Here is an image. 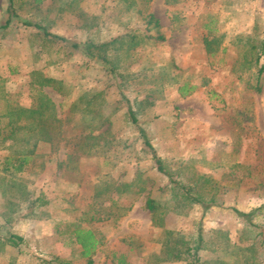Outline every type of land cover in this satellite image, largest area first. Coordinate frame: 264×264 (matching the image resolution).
<instances>
[{"label":"rangeland","instance_id":"1","mask_svg":"<svg viewBox=\"0 0 264 264\" xmlns=\"http://www.w3.org/2000/svg\"><path fill=\"white\" fill-rule=\"evenodd\" d=\"M66 1L18 11L66 41L15 19L0 31V264H86L77 242L82 230L97 242L93 264H120L122 257L126 264H186L160 261L168 239L173 243L166 232L189 239L197 223L238 244L244 224L234 210L264 206V71L255 90L263 60L247 61L251 44L264 40V0H76L73 11ZM7 3L0 0V24ZM148 14L163 39L136 48L121 76L106 74L71 47L138 33ZM209 32L221 37L213 56L202 45ZM45 79L60 82V89ZM184 83L195 89L181 97ZM38 91L55 106L61 135L52 144L37 143L25 172L5 173L3 160L16 148L6 139L9 109L34 106ZM96 106L99 119L83 116L84 108ZM131 117L151 149L136 139ZM157 159L194 180L204 176L198 186L205 198L186 215L168 213L159 227L145 209L147 197L169 198ZM40 195L48 205L28 217V202ZM255 222L264 229V209ZM10 234L21 244L6 243ZM252 244L264 264L258 240ZM211 256L201 254L202 260Z\"/></svg>","mask_w":264,"mask_h":264},{"label":"trees","instance_id":"2","mask_svg":"<svg viewBox=\"0 0 264 264\" xmlns=\"http://www.w3.org/2000/svg\"><path fill=\"white\" fill-rule=\"evenodd\" d=\"M47 0H8L5 10L6 19L0 24V31L9 27L12 20H17L26 26H30L39 31L44 37L50 39H57L60 41H66L61 37L51 34L46 26L42 22L37 21H25L22 20L18 11L20 7H32L35 9L41 7ZM129 1V0H125ZM133 2V0H130ZM166 4H169L165 0ZM64 8L68 11H73L77 8L76 0H67ZM94 19V18H93ZM145 27L138 33L131 31L118 35L114 38L105 41L95 42L92 39H87L83 44L72 43L71 47L75 51H79L82 55L90 58L95 63L104 68L106 74L121 76L120 69L124 64V61L131 58L132 52L143 45L146 41L155 39L161 41L163 38L159 34V26L157 20L153 15L148 14L145 20ZM210 37H204L202 39V45L207 54L210 56L215 55L220 51L221 37L212 35ZM250 42V41H248ZM88 49H95L97 54L88 53ZM249 60L248 63L257 65L259 60L262 59L263 63L256 72V86L255 90L260 92L259 80L261 79L264 71V40L258 44L253 43L249 47ZM44 85L57 86L60 82L52 79H45ZM57 88V87H56ZM57 89H60L59 87ZM195 87L189 83H184L178 88V93L181 97L190 95L194 91ZM90 104H88V107ZM8 117L10 118L9 125L10 134L6 139H10L16 145V148L3 160L2 170L5 173L18 175L25 172L29 167L32 156L34 155L35 147L38 142L43 141L47 143H54L59 139L61 128L59 126L60 120L57 118V111L55 106L47 99L40 91L37 92L34 98V106L25 108H13L9 109ZM49 112V117L45 114ZM81 114L84 113V117L94 114L93 119L97 117L99 119L100 110L98 106L91 108H84L82 113V107L80 108ZM24 120L25 123L20 125L19 122ZM131 122L135 125L137 130V140L146 148L151 149L145 130L137 124V120L131 117ZM49 122V123H48ZM104 124V123H103ZM95 128L98 129V126ZM94 128V129H95ZM93 130L89 131L90 135ZM20 145L25 147L19 148ZM81 145L79 146V149ZM18 148V149H17ZM16 149V150H15ZM155 170L163 178H165V186L161 189L163 193H168V200L157 201L154 198L147 197L145 199V209L151 214V222L154 226H161L164 217L168 213L176 215H186L188 211L194 206H201L205 202L203 197V189L198 186L200 178L204 176H197L196 180L193 179V174L186 177L183 171L178 168H169L165 162L161 160L154 161ZM206 182V181H204ZM142 189H139V192ZM0 188V193H4ZM47 206V201L43 196H38L28 202L27 209H30L28 217H34L31 213L39 208ZM264 209V206L253 208L248 212L242 213L237 210L234 212L243 221V230L239 234L238 244H232L227 235L215 231L206 233L200 223H197L192 235L189 239H185L178 236L177 233L168 231L166 236L172 238L173 243L168 239L164 245L165 252H162L160 261H184L186 264H259L257 252L253 247L252 242L258 240L260 247L264 251V229L260 224L255 222V218L260 216V213ZM82 236V238H81ZM170 240V241H169ZM6 243L13 247H17L21 244L22 238L16 234H10L5 239ZM77 242L82 248V257L87 259L86 264H93L90 259V252L95 249L97 242L94 235L89 231H83L77 235ZM246 244V245H243ZM210 253L212 256L210 259L202 260L201 254ZM120 264H126L125 258L122 257Z\"/></svg>","mask_w":264,"mask_h":264},{"label":"crops","instance_id":"3","mask_svg":"<svg viewBox=\"0 0 264 264\" xmlns=\"http://www.w3.org/2000/svg\"><path fill=\"white\" fill-rule=\"evenodd\" d=\"M47 205H48V202H47ZM80 256L82 257V248H81V246H80Z\"/></svg>","mask_w":264,"mask_h":264}]
</instances>
